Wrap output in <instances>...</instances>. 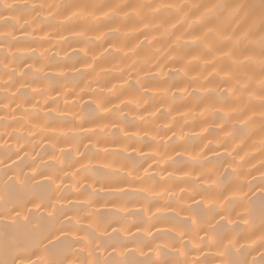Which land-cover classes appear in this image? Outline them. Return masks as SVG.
<instances>
[{"label":"clouds","instance_id":"obj_1","mask_svg":"<svg viewBox=\"0 0 264 264\" xmlns=\"http://www.w3.org/2000/svg\"><path fill=\"white\" fill-rule=\"evenodd\" d=\"M257 193L264 0H0L9 264H264Z\"/></svg>","mask_w":264,"mask_h":264},{"label":"bare ground","instance_id":"obj_2","mask_svg":"<svg viewBox=\"0 0 264 264\" xmlns=\"http://www.w3.org/2000/svg\"><path fill=\"white\" fill-rule=\"evenodd\" d=\"M87 107V106H86ZM179 162V161H178ZM255 190V189H254ZM9 194L11 196H15L16 193L13 190H9ZM250 207L252 209V213L254 217L264 218V195L257 193L256 196L249 201ZM192 212L197 215L200 214L199 207H194L191 209ZM167 219H174L173 217H168ZM43 226V225H42ZM227 230V226L221 222L216 225L215 231L218 233H223ZM13 236V231L11 225L6 223H0V264H9L12 260V252L14 249L9 244L10 238ZM17 247L23 246V238L21 236H17ZM68 242L65 239H61L56 241L53 245H50L49 251L52 252L54 256L59 255L61 249H63ZM243 258V251L239 255L232 254L231 251L228 253V261L229 264H240L241 259ZM162 259L165 260V264L169 259L167 253L162 252ZM129 264H135V257L133 255H129L128 257Z\"/></svg>","mask_w":264,"mask_h":264}]
</instances>
